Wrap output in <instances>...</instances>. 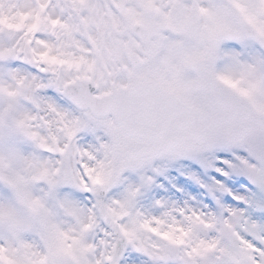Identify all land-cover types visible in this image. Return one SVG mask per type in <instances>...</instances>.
Segmentation results:
<instances>
[{
    "label": "snow or ice",
    "instance_id": "obj_1",
    "mask_svg": "<svg viewBox=\"0 0 264 264\" xmlns=\"http://www.w3.org/2000/svg\"><path fill=\"white\" fill-rule=\"evenodd\" d=\"M0 264H264V0H0Z\"/></svg>",
    "mask_w": 264,
    "mask_h": 264
}]
</instances>
